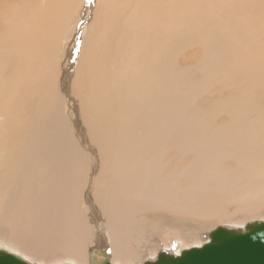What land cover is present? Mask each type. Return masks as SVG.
Masks as SVG:
<instances>
[{"label":"bare ground","instance_id":"6f19581e","mask_svg":"<svg viewBox=\"0 0 264 264\" xmlns=\"http://www.w3.org/2000/svg\"><path fill=\"white\" fill-rule=\"evenodd\" d=\"M99 1L0 0V239L37 264H87L102 239L112 264H143L158 234L179 251L204 224L263 218L264 100L247 88L264 44L255 67L228 44L264 27V0L244 1L257 30L206 38L200 80L178 68L177 0Z\"/></svg>","mask_w":264,"mask_h":264},{"label":"rangeland","instance_id":"374dc122","mask_svg":"<svg viewBox=\"0 0 264 264\" xmlns=\"http://www.w3.org/2000/svg\"><path fill=\"white\" fill-rule=\"evenodd\" d=\"M100 1L98 2L99 3L98 6L101 7V4L100 3H103V0L101 2ZM186 1L188 2V0H181V1L180 0H177V3L179 5L178 8H177V13L179 15L180 14L181 15L183 14L182 17H184V19H187L188 21H189V19L191 17H193V19L191 18L189 22L187 21L186 23H184V25L181 26L180 35L181 36L184 35V36L183 37L179 36L180 40H182V41H181L180 48L177 47V49H178L177 57L179 55H180L179 57H181V58L178 57L179 60L177 59L178 62L180 63V66L178 65V68H179V71L181 73H187V74H190L191 73V74H194L200 80L202 78V76H200L201 75L200 74V71L197 70V67L198 66H195V64L196 65H199V63H201V61L204 59L203 47H204V44L206 42V38L207 39H212V38L217 39L220 36V39H223V37H227V36H226V32L222 35L221 30L222 29H227V28H230L229 31L232 29V32H237V29L238 30L239 29L240 30L243 29L242 30V33H241L242 34L241 36H243V34H244L243 32H244V29H245L246 20L249 21L250 19H252V22L254 24L253 25V24H250L249 23V25H251V27H252L253 30H257L259 27L256 25L255 21L252 18V16H253L252 12L249 11L250 10L249 8H251V7L249 5H246L245 2H244L246 0H239L238 3H232L231 0H216V1L215 0H189V2H190L189 4ZM106 2H107V4L110 3L109 0H106ZM181 4H182V6H181ZM108 5H107V9L109 7ZM238 5H240L239 9L237 8ZM170 9H173V6L172 5H170ZM242 9H244V10H242ZM245 9L249 12L250 15L252 14L250 17L248 15L247 11H245ZM203 10H204L205 13L208 12L207 13L208 16H207V14L204 15L205 13L203 12ZM189 13L192 14V15L190 16ZM95 16H96V14L93 15L94 20H96L95 23H92L91 22V25L89 26V29H91V30L94 29V28H96V24L98 23L97 22V16L96 17ZM185 16H186V18H185ZM203 16H205L206 19ZM208 17H209V19H208ZM210 18H211V21H210L211 23L208 22V20H210ZM105 19H106V16H103V20L104 21H105ZM193 20H195V21H193ZM104 21L102 22V24L104 26L103 28H105V25H104L105 22ZM188 23H189V26H188ZM224 23L226 25H231V26L230 27L229 26H226ZM209 24H210V26H209ZM224 25H225L226 28L224 27ZM190 29L191 30L193 29L192 31H193L194 35H192L193 33H192V31ZM210 30L214 34H212ZM190 31H191V35L189 34ZM186 32H188L189 36H191V37H189L188 35H186L185 34ZM206 33L208 34L207 36H206ZM100 34L97 31V33H95V36L102 37V35L99 36ZM113 36L115 37V39L120 38L119 36H117V38H116L115 35H113ZM193 36H196L198 38L197 39L198 41H195V39H193ZM203 36H205V37H203ZM245 36H246V34H245ZM208 37H210V38H208ZM201 38H205L204 39L205 41L203 39H201ZM97 40H98L97 43L98 42L99 43L101 42L99 38H97ZM238 40H240V38L239 39H233L231 41L232 42V45L230 43L228 44V46L230 45V47H228L229 52L230 53H237L238 56L239 55L243 56V60L247 64L253 65L254 67H255L254 63L257 66H263L262 65V54H263L262 45L264 44V27H262L261 29H259V31H257L256 33H253L252 35H250L249 40H248V43L245 40H243V41H241V40L238 41ZM60 43H61V45H62V47L64 49L65 42L64 41H61ZM192 43H194V44H192ZM226 43H227V41H226ZM98 44H97V46H98ZM169 44H170V42H169ZM234 45H235V50H232V48H234ZM113 47H115V45ZM96 49L97 48H94L93 50H91L90 51L91 52L90 55H93V53H94L93 51L94 50L96 51ZM184 54L187 55V56H185ZM81 66H83V65L81 64ZM5 78L7 79V77H3V80H2V83H1L2 84L1 86H3V89H4L5 94L4 95H1L0 94V108L3 105L4 100L8 99V96H9L8 94H9L11 88H12V86L8 84V81L9 80H6ZM14 83H16V82H14ZM217 88H219V85H217L216 89ZM247 92L250 93V94H252V96L253 95L257 96V100L258 101L264 100V82L260 85V87H256V86H254V87H248L247 88ZM216 95H219V93L216 94ZM224 96L225 97H217L216 99L219 100V101H221V102H223V103H225V101L228 98L227 97V93ZM1 98L3 100H1ZM204 99L205 100L203 102H205L206 99H210V96H206L205 95L204 96ZM200 105L201 104H199V103L197 104V106H199L201 108L202 105L201 106ZM0 114H2V113L0 112ZM0 117H1L0 120L4 118L3 116H0ZM230 118H231V116L230 115H227V113H222V114L219 115V117H218L217 120L227 122V121L230 120ZM89 180L90 179H88V182L90 184V181L92 179L90 181ZM90 189H91V187H90ZM263 219H264V217L263 218H260V219H250L248 221H242L240 224L242 226H244V225H246L247 222L258 221V220H263ZM223 223H224L223 225H226V224L227 225L228 224L229 225H233L234 224L233 222H230V221H227L226 223L223 222ZM197 224H201V222H199ZM201 225H203V224H201ZM204 225H207V226L211 227V229H215V228L218 227L217 224H215V223H213V224L207 223V224H204ZM220 225H222V224H220ZM213 226H215V227H213ZM92 228H93V231L94 230L97 231V229L100 230V231L102 230V226L99 227L97 225V227H96L95 224H93V227ZM177 232H178V230H175V232H173V234L174 233L176 234ZM206 232H209V231H206ZM202 236L203 235L201 234V232H197L196 234H192L190 232V236L189 237H190V240L191 241L190 242H184L186 245L183 242H181L182 247H180V248H187V247H191V246H199V245H201L202 242H203ZM154 237H155L154 240H156V241L154 242L152 240V242H154L156 246H153L152 245L153 243L151 242L149 245H151L152 247L151 246L150 247L149 246H146L144 249H142L141 250V258H142V261H139L138 260V262L141 263L143 261H146L147 259H150V258H153V257L157 256V255H155V253H157V251L160 248H166L167 247V249H170L171 250L172 245H176V242H177V240L163 239L164 237L162 236L163 238H161V235L160 234H158V235H156ZM0 240L1 241L3 240V243H0V249H4V250H7V251L12 252V253L19 254V253H16V252H13V251L9 250L8 244L5 243L6 242V238L5 237H1ZM102 240H98L96 246L109 248L108 247L109 244L108 243L105 244L104 243V239H102ZM90 241L91 240L89 238L87 245L94 246L93 243L92 244L90 243ZM147 247H149V248H147ZM153 249H154V251H153L154 253L152 252ZM175 251L178 252V248H176ZM86 253H87V251H86ZM86 253H85V257L88 258V255ZM19 255L21 256V254H19ZM60 257H63L60 260H62L64 262L65 261L66 262L70 261L68 258H65V256H60ZM23 258H25V257H23ZM25 259L28 260L27 258H25ZM30 262H32V261H30ZM34 264H37V263H34ZM87 264H89V261H87Z\"/></svg>","mask_w":264,"mask_h":264},{"label":"water","instance_id":"95a60500","mask_svg":"<svg viewBox=\"0 0 264 264\" xmlns=\"http://www.w3.org/2000/svg\"><path fill=\"white\" fill-rule=\"evenodd\" d=\"M202 244L160 248L157 256L143 264H264V220L246 226L221 225L202 236ZM0 264H34L22 256L0 249ZM89 264H112L104 247L89 248Z\"/></svg>","mask_w":264,"mask_h":264},{"label":"snow or ice","instance_id":"6c2138e0","mask_svg":"<svg viewBox=\"0 0 264 264\" xmlns=\"http://www.w3.org/2000/svg\"><path fill=\"white\" fill-rule=\"evenodd\" d=\"M89 2H91V0H89Z\"/></svg>","mask_w":264,"mask_h":264}]
</instances>
